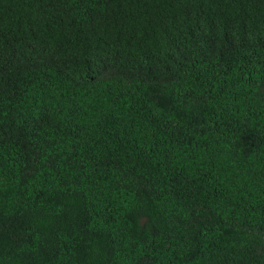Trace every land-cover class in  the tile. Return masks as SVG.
<instances>
[{
	"label": "trees",
	"instance_id": "obj_1",
	"mask_svg": "<svg viewBox=\"0 0 264 264\" xmlns=\"http://www.w3.org/2000/svg\"><path fill=\"white\" fill-rule=\"evenodd\" d=\"M0 264H264V0H0Z\"/></svg>",
	"mask_w": 264,
	"mask_h": 264
}]
</instances>
